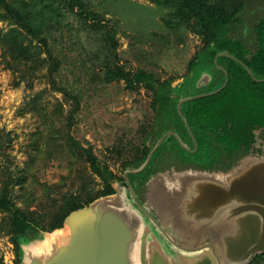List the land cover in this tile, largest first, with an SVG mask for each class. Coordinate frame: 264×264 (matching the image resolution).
Returning a JSON list of instances; mask_svg holds the SVG:
<instances>
[{"label": "trees", "instance_id": "trees-1", "mask_svg": "<svg viewBox=\"0 0 264 264\" xmlns=\"http://www.w3.org/2000/svg\"><path fill=\"white\" fill-rule=\"evenodd\" d=\"M167 1L174 4L175 22L202 38L203 49L190 66L214 65L219 53L237 59L227 56L219 59L229 75V82L222 91L182 106V113L198 144L196 152L192 136L178 112L180 99L191 93L185 80L180 86L173 87L172 80L161 81L147 70L131 72L122 66L117 30L107 22L109 20L95 0H0V21L10 27L1 36L0 47L9 65L22 75L45 72L53 92L64 98L52 112L48 108L39 110L37 115L44 130H38L35 135L36 154H30L26 167L15 163L11 135L0 130V238L11 239L18 257L16 264L21 262L20 238L62 228L72 212L115 194L114 184L123 181L96 156L93 148L85 147L72 135L81 109V97L64 78V70L70 71L68 64L71 61L66 40L78 47L84 42H92L88 59L100 63L102 81L107 84L123 81L130 90L143 87L153 98L155 124L150 135L144 138L139 155L123 164L125 172L139 169L157 142L169 132L177 134L182 143L186 138L189 150L174 136H169L140 175L169 171L177 162L182 165L178 166L180 172L188 168L227 172L248 155L255 142V132L264 129V18L249 28L245 19L248 0ZM95 42L99 46L93 50ZM219 73L216 86L200 94L225 84V74ZM66 105L70 109L65 112ZM147 139H151L152 145L146 144ZM49 151L52 157H66L74 161L72 165H83L86 179L67 192L58 191L61 184L45 185L40 198H31L28 184L33 168L40 155ZM224 158H228L225 165L222 164ZM94 177L103 184L98 191L92 186ZM17 189L20 195H17ZM261 261H264V255L258 256L252 264ZM0 264H4L1 257Z\"/></svg>", "mask_w": 264, "mask_h": 264}, {"label": "rangeland", "instance_id": "rangeland-1", "mask_svg": "<svg viewBox=\"0 0 264 264\" xmlns=\"http://www.w3.org/2000/svg\"><path fill=\"white\" fill-rule=\"evenodd\" d=\"M95 1L109 20L107 22L117 30L118 55L121 65L128 71L147 70L161 81L172 80L173 87L181 85L187 78L192 79L199 71L198 66L191 71L190 63L203 49L202 38L176 23L173 3L167 0ZM258 1L249 4L245 18L249 28L264 18V8H260L263 0ZM9 29L8 23L0 21V38ZM65 42L71 61L68 64L70 71L64 70V78L81 97V109L72 135L85 147L93 148L96 156L115 174L125 178L123 164L139 155L144 138L155 124L153 98L143 87L130 90L123 81L110 84L102 81L100 63L88 59L92 42H84L81 47L69 40ZM97 46L99 44L95 42L93 50ZM45 74L22 75L9 65L0 47V130L11 135V152L15 163L21 167L29 164L31 153L36 154L35 135L38 130H44L37 115L39 110L48 108L52 112L59 102H64L61 94L53 92ZM69 109L66 105L65 112ZM146 144L152 145L151 139H147ZM73 162L66 157H52L51 151L43 152L28 184L31 198H40L45 185L61 184L59 192L76 189L86 179V172L83 165H72ZM94 179L92 186L98 191L103 184L98 178ZM120 185L125 192L126 187ZM20 194L17 189V195ZM42 236L28 235L22 239L28 243ZM0 257L4 264H16L18 257L10 238H0ZM255 264H264V261Z\"/></svg>", "mask_w": 264, "mask_h": 264}, {"label": "water", "instance_id": "water-1", "mask_svg": "<svg viewBox=\"0 0 264 264\" xmlns=\"http://www.w3.org/2000/svg\"><path fill=\"white\" fill-rule=\"evenodd\" d=\"M225 74L220 89L179 102L191 135L182 106L222 91L229 82ZM263 130L255 132L261 155L243 158L226 173L173 169L151 176L142 203L128 175L142 173L169 136L189 150L177 134L167 133L139 169L126 171L125 192L117 182L115 194L72 212L62 228L34 242L20 238V264H252L264 255Z\"/></svg>", "mask_w": 264, "mask_h": 264}, {"label": "flooded vegetation", "instance_id": "flooded-vegetation-1", "mask_svg": "<svg viewBox=\"0 0 264 264\" xmlns=\"http://www.w3.org/2000/svg\"><path fill=\"white\" fill-rule=\"evenodd\" d=\"M249 1V4H252V3H255V4H257V3H259V1L258 0H248ZM261 3V5L263 4L264 5V0H263V2H260ZM262 5V6H263ZM251 6V5H250ZM260 7V8H264V7ZM245 35H247L248 33H244ZM219 54H221V53H219ZM218 54V55H219ZM218 55L216 56V58H215V60H214V65H204V64H200L198 67H200V69H199V71L196 73V75L194 76V77H192V79L191 78H187L186 80H185V82H186V84H187V90H189L190 89V91H191V93H188V95L189 96H187V97H185V98H188V97H190L191 96V94H192V96H197V95H201L200 93L201 92H203V91H209V90H211V89H213L215 86H216V84H217V81H218V79H219V77H220V73L219 72H223L224 74H225V71H226V68H225V66L224 65H221L220 63H219V59H220V57H222V56H220L218 59H217V57H218ZM216 60H217V63H216ZM196 66L195 65H193L192 66V69H191V71H193V69L195 68ZM246 69V68H245ZM247 70V69H246ZM219 71V72H218ZM248 71V70H247ZM250 71V70H249ZM227 72V71H226ZM251 72V71H250ZM228 73V72H227ZM249 73V72H248ZM250 74V73H249ZM250 75H252V73L250 74ZM204 77L205 78V81L203 80L202 81V84H205V85H203V86H200V87H198V82L201 80V77ZM225 76H226V74H225ZM228 77H229V75H228ZM203 78V79H204ZM225 83H226V81H225ZM180 86V85H179ZM222 87V86H221ZM220 87V88H221ZM220 88H218V89H220ZM217 90V89H216ZM215 91V90H214ZM211 92H213V91H211ZM206 93H210V92H206ZM182 99H180V101H181ZM179 101V102H180ZM189 102V101H188ZM258 131H260V130H258ZM192 136V139H193V142H194V152H196L197 151V149H198V144H197V142H196V139L194 138V136H193V134L191 135ZM195 139V140H194ZM260 140L262 141L261 142V145H263L264 144V130L263 131H261V133H260ZM183 141H184V145H186V147L188 146L189 147V142L187 141V139L186 138H184L183 139ZM256 144H257V142H256V137H255V142L252 144V147L250 148V150H249V153H248V155H246L245 157H248V156H259V155H261L262 154V151L260 150V149H258L257 148V146H256ZM150 145V144H149ZM148 145V146H149ZM180 145L184 148V146L180 143ZM186 149V148H185ZM244 157V158H245ZM243 158H241V160H242ZM227 160H228V158H224V159H222V161H224V162H222V164L223 165H225L226 164V162H227ZM240 161V160H239ZM178 166L180 167H182V165H178V162H177V165H174V166H172V168H171V170H169V171H165V172H170L171 173V171L173 170V169H175L177 172H180V169L178 170ZM198 170V171H201L202 169H200V168H188V169H186V170ZM145 171V170H144ZM165 172H160V173H165ZM205 172H210V171H205ZM214 172H218V173H226V172H224V171H222V170H218V171H214ZM160 173H157V174H155V175H151V176H157L158 174H160ZM151 176H146V175H140V174H129L128 175V179H129V182H130V184H131V186H132V189H133V191L135 192V194H136V196H137V198L142 202V203H146V201H147V194H148V191H149V188H148V183H149V181H150V179H151ZM125 187H127V183H126V180H125V178H123V181L121 182ZM128 189V188H127Z\"/></svg>", "mask_w": 264, "mask_h": 264}, {"label": "crops", "instance_id": "crops-1", "mask_svg": "<svg viewBox=\"0 0 264 264\" xmlns=\"http://www.w3.org/2000/svg\"><path fill=\"white\" fill-rule=\"evenodd\" d=\"M203 77V76H202Z\"/></svg>", "mask_w": 264, "mask_h": 264}]
</instances>
